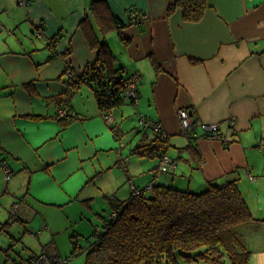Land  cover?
Masks as SVG:
<instances>
[{
    "label": "crops",
    "instance_id": "crops-1",
    "mask_svg": "<svg viewBox=\"0 0 264 264\" xmlns=\"http://www.w3.org/2000/svg\"><path fill=\"white\" fill-rule=\"evenodd\" d=\"M30 1L0 0V264H30L46 251L61 257L55 238L71 226L65 224L75 219L70 238L78 245L110 218L112 202L131 196L132 183L150 184L158 159L134 155L125 167L129 156L113 141L131 120L149 140L154 133L142 119L167 132V154L178 167L156 174L157 182L201 192L212 182L238 180L250 210L264 220V0H206L207 10L193 22L182 8L170 11L177 0H104L102 22L92 10L96 0ZM86 29L111 48L126 78L140 77L136 107L126 102L114 109L112 125L91 86L73 92L69 85L97 60ZM185 109L198 136L193 141L180 129L178 111ZM201 125H217L226 141L210 140ZM106 150L112 158L99 166L98 153ZM84 166L85 190L78 192L68 180ZM39 215V232H47L41 248L16 251L12 230L31 235ZM247 236L250 264H264V223Z\"/></svg>",
    "mask_w": 264,
    "mask_h": 264
},
{
    "label": "trees",
    "instance_id": "trees-1",
    "mask_svg": "<svg viewBox=\"0 0 264 264\" xmlns=\"http://www.w3.org/2000/svg\"><path fill=\"white\" fill-rule=\"evenodd\" d=\"M92 6L102 22L106 12L104 0H96ZM175 8H182L184 19L193 22L201 20L208 6L206 0H177L170 11ZM86 31L90 45L97 50V60L86 67L83 76L72 78L69 85L73 92L83 85L91 86L98 108L109 114L126 103L122 94L129 77L126 78L123 67L116 65L106 42L99 41L91 29ZM106 31L103 24L102 32ZM154 65L156 68L155 62ZM141 126L154 136L149 140L143 130V138L132 155L158 159L154 179L140 189L132 183L127 200L112 202V215L102 226L94 227L88 239L85 264H250L251 253L245 245L247 235L259 229L264 220H258L250 210L238 180L212 182L201 192L160 184L156 174H173L178 159L167 154L170 143L164 129L159 134L150 125ZM112 128L117 134V128ZM165 157L170 159L171 167L161 171L160 161ZM123 162L126 167L129 158ZM132 187L141 194L135 196ZM45 253L56 256L49 251Z\"/></svg>",
    "mask_w": 264,
    "mask_h": 264
},
{
    "label": "rangeland",
    "instance_id": "rangeland-1",
    "mask_svg": "<svg viewBox=\"0 0 264 264\" xmlns=\"http://www.w3.org/2000/svg\"><path fill=\"white\" fill-rule=\"evenodd\" d=\"M132 116H134V115L132 114ZM124 125L127 126V130H125V134L119 140L113 139V141L115 142V144H118V149L123 148L124 153L129 156L128 158H129V162H130L132 159L136 158L134 155H131V151L137 145V142L139 140L138 137H140L142 135V134L138 133V130L136 131V129L139 128L140 131L141 130L143 131V129L138 127L139 126L138 122H136L134 120L125 122ZM111 135H112V133H111ZM121 143L123 145H121ZM103 145L105 146L106 149H109V147H110L108 144H103ZM107 151L108 150H106V152L103 151L101 153H98V155H99V156H97L98 161L102 160L99 166L103 165L105 167V163L108 162L110 158H112L110 153ZM85 164H89V161L85 162ZM84 169H86L85 166L83 169L78 168V171L76 172V174L73 175L68 180V183H72L71 188H75L76 190H78V192L85 190V188L83 189V186H82L83 184H82L81 180L79 179V177L81 175H83V176L85 175ZM66 185H67V183H66ZM47 204H50V203H47ZM50 208H51V206H50ZM50 212L52 214H55L57 212V210L51 209ZM110 213L111 212H110V208H109L108 215H110ZM7 217H8V219L11 218V216L8 214H7ZM93 217H95V216H93ZM15 219L16 218L12 217V220H15ZM37 220L39 222H36V224H37L36 226L30 224L31 235L28 233H24V230L21 227H18V228L15 227L14 228L15 230H12L15 232L14 234L17 235L16 237L18 240V242L16 243L17 244L16 245L17 246L16 251H22L24 249L23 245H32V246H28V247H32V248H30L32 251H34V252L39 251V249L41 248V245L43 244L42 239L46 238L47 232H45L43 235H41L42 233L39 232V230H41L42 225H44V223H43L44 220L41 219L40 215L38 216ZM32 223H35V222H32ZM99 224H101V223H99ZM68 225H71V226H68ZM75 225H76L75 219H73V222L64 225V227L68 226V228L66 230L67 232L64 234H60V235L56 236V238H55L56 239L55 242H57V244H59L62 247L61 258L63 259V261L66 262L65 264H85V262H86V255H85V252H83L84 251L83 246L89 245L88 241L85 238H89L93 231L91 230V233L89 232V236L81 235V237L78 239V243H77L79 245L78 246V245H75V243H72V239L70 238V236L72 235L71 230L73 229V226H75ZM36 234H38V235L36 236ZM73 234H74V232H73ZM48 240L50 241L51 237ZM74 241H75V238H74ZM74 247L77 248L75 251L73 249ZM10 264H13V263L11 262ZM200 264H208V263L204 262V263H200Z\"/></svg>",
    "mask_w": 264,
    "mask_h": 264
},
{
    "label": "built area",
    "instance_id": "built-area-1",
    "mask_svg": "<svg viewBox=\"0 0 264 264\" xmlns=\"http://www.w3.org/2000/svg\"><path fill=\"white\" fill-rule=\"evenodd\" d=\"M18 2V4L20 6H29L31 4L30 0H16ZM44 34V30L42 28H38L35 31V37L41 38ZM139 80L140 77L139 75L135 74V75H131L129 76V78L127 79V85L125 87V90L123 91V102H128L130 103L133 107H136L137 102H138V85H139ZM66 111L63 110L60 112V115L63 117L64 115H66ZM178 117H179V122H180V129H182V134L185 137H188L190 139V141H193L194 139H197V134L193 131H191V126H192V120L191 117H189L188 112L185 110H179L178 111ZM104 120H106L107 124H114L115 120L113 118V116H110L109 114H104ZM141 125H147V126H151L153 128V130H155V132L162 134L163 127L162 124L160 123H156V122H152V121H148L146 119H142L140 122ZM234 121L232 120L230 122V126H233ZM201 128L203 129V131L205 132V134L209 137V139L211 140H219V141H226L221 133L218 132V126L217 125H210V126H204L201 125ZM264 147V144H263ZM171 161L170 159H168L167 157L163 158V160L160 161V169L161 171L167 169V167H171L170 166ZM6 168H4V174L6 177V181H10L11 177H12V173H11V169L5 165ZM132 192H134L135 196H139L141 194V192L136 191L133 187H132ZM23 201V199H21ZM19 205L16 204L14 206V208L11 209V214L13 215H17V209ZM31 264H63L61 258L59 256H55V257H51L49 256L47 253H42L38 256H36V258L33 260V262Z\"/></svg>",
    "mask_w": 264,
    "mask_h": 264
}]
</instances>
